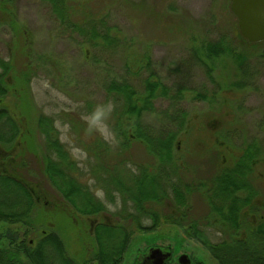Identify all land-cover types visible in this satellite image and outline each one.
Returning <instances> with one entry per match:
<instances>
[{"label": "rangeland", "instance_id": "374dc122", "mask_svg": "<svg viewBox=\"0 0 264 264\" xmlns=\"http://www.w3.org/2000/svg\"><path fill=\"white\" fill-rule=\"evenodd\" d=\"M230 2L69 0L73 22L83 24L85 20L105 17L110 26L121 31L123 40L118 47L120 49L110 54L85 44L80 35L63 34L49 8L40 0H15L17 23L14 28L19 32V28L23 27L25 32L16 38L13 37L11 25L0 26V59L5 62L9 60L10 63L8 72L0 80L6 90V95L0 96V109L7 110L24 132V136L18 139L25 149L18 157L24 162L21 174L49 196L44 200L55 201L56 197L62 202L59 205L61 211L56 214H51L52 209L45 210L38 205L32 215V226L37 231L46 229V222H54L55 218L70 257L79 261L86 259L87 264H95L91 254L94 242L91 237L86 238L87 223L81 216L65 208L66 204L41 171L42 159L47 151L38 121L43 118L52 122L51 136L55 138L58 134L72 159L85 171L89 163L87 149H98L96 142L99 139L92 136L93 132H99L102 141L111 139L97 109L108 102L104 90L111 80L119 81L125 77V62L130 71L137 72L139 80L154 75L170 95L177 85L188 90L183 92L184 100L178 108L186 114L181 130L176 124L178 121L168 123L166 117L174 118L176 114H173L172 103L161 97L154 100L155 111L144 117V123L152 130L157 131L164 125L168 132L179 135V148L175 155L180 169L179 181L209 185L222 168L233 166L249 144L263 146L264 41L248 45L246 40L238 39V35H241L237 20L230 11ZM206 32L211 40L219 35L226 37L234 53L244 54L245 65L238 68L232 58H219L208 63L213 70L211 75L205 74V67L195 63L190 55L200 45L198 36ZM21 41L22 44L18 46L17 43ZM122 47L129 48V51L126 50L129 55L127 59L121 56ZM144 54L148 57L147 65L141 59ZM215 91L216 97L211 101L194 99L196 93L211 96ZM87 108H90L89 112H86ZM222 125L225 134L223 132L217 140L216 132L222 130L214 127ZM227 148L231 153H226ZM218 152L224 156L222 161ZM128 157L136 165L152 167L155 164V159L138 142L131 145ZM252 175V183L264 191L263 161L257 162ZM89 178V189L106 203L105 192L95 189L96 181L92 176ZM116 198L117 207L107 206L106 215L120 210L121 202ZM189 204V219L198 221L212 242L217 243L227 237L226 231L221 230V223L212 214L205 191L192 194ZM163 210L160 209V212L165 214ZM41 219L45 222L41 223ZM114 222L125 227L129 225L118 217L114 218ZM149 223L147 221L143 225ZM18 229L10 227L11 232ZM21 232L24 233V228ZM132 232L131 243L120 264H131L146 244L153 243L152 235L157 236L155 243L159 245L179 243L173 237L180 231L168 224L161 225L151 235L133 229ZM26 234H31L33 239L36 237L34 230L28 227ZM181 243L182 250L198 255L203 264H216L196 244L187 239Z\"/></svg>", "mask_w": 264, "mask_h": 264}, {"label": "trees", "instance_id": "16d2710c", "mask_svg": "<svg viewBox=\"0 0 264 264\" xmlns=\"http://www.w3.org/2000/svg\"><path fill=\"white\" fill-rule=\"evenodd\" d=\"M40 1L49 8L63 34L80 35L85 44L99 51L110 54L119 51L118 47L123 40L121 31L115 26H110L105 17L98 20L92 18L78 24L72 21L69 0ZM15 8V0H0V26L11 25L14 30L13 37L18 38L22 33L24 35L25 29L21 27L18 32L14 28L17 23ZM238 37L243 41V38L239 35ZM198 38L200 45L193 49L190 58L205 67V74L211 75L213 70L208 63L219 58H232L238 68L245 65L244 54L234 53L226 37L219 35L215 40H211L206 32ZM20 44L22 41L17 43L18 46ZM247 44L253 45L248 42ZM18 46L14 47L17 49ZM121 50V56L127 59L129 55L126 54V50L129 51V48L122 47ZM141 59L146 65L149 63L146 55ZM127 65L125 62L127 72L125 77L119 81L111 80L105 87L108 102L97 109L102 122L108 127L111 139L107 142L102 141L101 134L93 132L92 136L95 135L99 139V143L96 142L98 149L86 151L83 148L89 154V163L85 171L72 159L58 134L55 138L51 136L52 122L43 118L38 121L39 131L44 137L48 152L42 159L41 171L62 201L71 207L73 213L81 217H93L98 213H104L107 204L117 206L116 197L121 201L120 210L109 217L112 220L118 217L129 223V227L114 221L113 226H101V230H98V227L95 230L98 251L92 260L96 264H119L131 243L132 229L139 233H153L161 225L168 224L176 227L188 241L196 244L200 251L207 253L216 264H264V223L261 226L247 221L241 223L237 214L233 216V211L240 210L243 204L238 205L237 202L233 204L231 199L242 185L252 184L254 167L258 161L264 162V143L262 147L249 144L233 166L222 168L220 174L215 176L209 185L179 181L177 177L180 169L175 160L179 148V135L176 132H168L164 125L157 131L152 130L144 123V117L155 111L154 100L161 97L172 103L173 114H176L174 118L166 117L169 119L168 123L178 121L176 124L181 130L186 114L178 108L184 100L183 92L188 90L177 85L179 88L172 90L170 95L168 89L163 87L154 75L150 74L144 80H139L137 72L130 71ZM9 68V60L5 62L0 59L2 70L0 80ZM245 72L248 73L247 70ZM216 91L211 96L196 93L194 99L211 101L216 97ZM5 95L6 90L0 84V96ZM109 104H112L111 108L108 107ZM89 110L90 108H87L86 112ZM223 126H218L222 132H216L217 140L223 132L225 134ZM23 136L24 132L15 119L7 110L0 109V148L9 152L15 140ZM137 142L141 143L147 154L155 159L152 167L136 165L128 157L131 145ZM226 153H231L229 148ZM223 157L220 155L221 161ZM23 167V160L0 159V221H25V225L31 228L34 220L30 218L37 206L36 201L48 199L49 196L38 189L36 183L21 174ZM89 176L96 181L94 188L105 192L106 203L89 189L87 185L88 180H91ZM199 191L202 193L205 191L213 216L221 223V230L226 231L227 237L217 243L208 238L198 221L189 219L191 211L189 198ZM159 208L164 209L165 214L161 213ZM147 221L150 223L143 225ZM241 233H244V236H241ZM28 235L26 234L27 238ZM4 239L8 238L0 237V241ZM86 261L83 264H87ZM0 264L77 263L67 255L59 239L51 242L44 238L34 247L27 245L22 254L10 251L8 247H0Z\"/></svg>", "mask_w": 264, "mask_h": 264}, {"label": "flooded vegetation", "instance_id": "af4514ba", "mask_svg": "<svg viewBox=\"0 0 264 264\" xmlns=\"http://www.w3.org/2000/svg\"><path fill=\"white\" fill-rule=\"evenodd\" d=\"M216 128H218V126L214 127V129ZM43 140H44V137H43ZM43 143L45 145V140ZM21 145L22 144L20 143V141L15 140L14 146L11 148L9 152L3 151L0 148V159H3V160L18 159V157L20 155L22 156L23 152L25 151V149ZM47 153L48 152H46L44 156H46ZM54 190L56 191L55 188ZM56 193L58 194L57 191ZM55 199H56L55 201L38 200L36 201L35 204L37 206L42 205L45 210H48L50 208L52 209L51 214L53 213L56 214L61 211L59 208V205H62V202H60L56 197ZM231 199H232L233 204H235V202H237V204L238 203L243 204V207H241L240 210H238L237 212L236 210L233 211V216H236L237 214L239 216L241 223L243 221H244L243 223H246L247 221L249 223L251 222L253 224H258L260 226L261 224L264 223L263 221L264 220V191L262 190L260 186H256L253 183L249 185L248 184L242 185L241 189L238 190L237 193L233 194ZM66 206L65 208H68L72 211L70 206H68L67 204ZM106 206H111V205L107 204ZM114 207H117V206L115 205ZM81 218H83L84 221L87 223L86 238L91 237L92 241L94 242V245L92 247L93 252H91L92 257H93L94 255H96L98 251L95 230H97L98 227H99L98 230H101L100 228L101 226H107V225L113 226L115 223L113 222L114 220L110 219V217L106 215V211H104V213L103 212L98 213L97 215L93 217L86 216V217H81ZM53 219H54V222L53 221L46 222V224L48 225L46 229L41 228L39 231H37V228H34L35 226H32L30 228V230L33 229L34 233H36L35 239L30 237L31 234L28 235V238L26 237L27 226L25 225V221H18V222H14V221L12 222L11 220L7 222L0 221V237L5 236L6 238H8L7 240L4 239L0 241V247H3V248L8 247L10 251H18L19 254H22L25 251V248L27 247V245L29 247H34L38 245V243H40V241H42L44 238H46L47 240H50L51 242H53V240L55 241V239L57 240L59 239L65 249V252L70 257V255L68 254V249H67L65 240L64 238H62L61 236L62 234L59 233L58 231L59 229L56 227L57 225L55 224V222L57 221L55 220V218ZM30 220H33L32 217L30 218ZM74 220L76 221V219ZM74 220H73V223H74ZM40 221L41 223L45 222L43 221V219H41ZM75 224H77L76 226L79 225L78 223H75ZM11 226L18 227L19 228L18 231L14 230V232H11L10 230ZM22 228H24V233L21 232ZM151 234H155V232L150 233L149 235ZM180 235L183 237V239ZM240 235L244 236V233H241ZM79 236L80 234L78 235V237ZM151 237L154 240L153 243L146 244L145 249L142 251V253H139V254L137 253L136 257L132 260L131 264H153L156 261V259H152V260L148 259L150 250L152 249H160L163 255L166 256L163 264H181L180 259L182 258L181 256L183 255H185L186 258L182 260L185 262L188 261V264H203V260L199 259L198 255L191 254V253H188L182 250L183 246L181 245L182 244L181 241H183L184 239L186 240V237L182 233H178L177 236L175 235V237H173V239H175L174 241L175 242L179 241V243L176 242V244H172V245L170 244L167 246L156 244L155 241H156L157 236L152 235ZM86 238H85V241H86ZM26 240H27V243H26ZM85 260L86 259H82L80 261L75 260V262L77 264H83Z\"/></svg>", "mask_w": 264, "mask_h": 264}, {"label": "water", "instance_id": "95a60500", "mask_svg": "<svg viewBox=\"0 0 264 264\" xmlns=\"http://www.w3.org/2000/svg\"><path fill=\"white\" fill-rule=\"evenodd\" d=\"M230 11L237 20V28L241 37L249 44L264 41V0H231ZM181 264L185 255L181 256ZM166 256L160 249L150 250L148 259H156L153 264H163Z\"/></svg>", "mask_w": 264, "mask_h": 264}]
</instances>
